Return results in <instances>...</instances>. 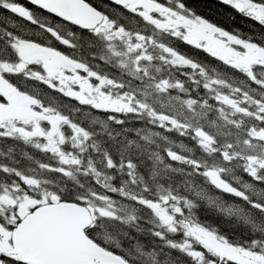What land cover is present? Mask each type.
I'll list each match as a JSON object with an SVG mask.
<instances>
[{"label": "snow or ice", "instance_id": "1", "mask_svg": "<svg viewBox=\"0 0 264 264\" xmlns=\"http://www.w3.org/2000/svg\"><path fill=\"white\" fill-rule=\"evenodd\" d=\"M220 5L246 34L185 0H0V264H264V0Z\"/></svg>", "mask_w": 264, "mask_h": 264}, {"label": "trees", "instance_id": "2", "mask_svg": "<svg viewBox=\"0 0 264 264\" xmlns=\"http://www.w3.org/2000/svg\"><path fill=\"white\" fill-rule=\"evenodd\" d=\"M185 2L196 8L201 14L214 18L218 23L227 28L235 29L238 27L244 33H246L247 29L251 28L246 18L235 12H224V15L221 16L220 14L226 6H221L217 0H185ZM77 115H79V113ZM121 118L126 121L125 126L129 128L140 127L142 124L146 123L132 115L122 116ZM204 215L208 220L216 219L212 209H204ZM217 223L225 229L229 228L231 225V221L220 220L217 221Z\"/></svg>", "mask_w": 264, "mask_h": 264}, {"label": "water", "instance_id": "3", "mask_svg": "<svg viewBox=\"0 0 264 264\" xmlns=\"http://www.w3.org/2000/svg\"><path fill=\"white\" fill-rule=\"evenodd\" d=\"M71 15L74 18H76V17H78L80 15V13H79V11L77 9L73 8L72 11H71Z\"/></svg>", "mask_w": 264, "mask_h": 264}, {"label": "flooded vegetation", "instance_id": "4", "mask_svg": "<svg viewBox=\"0 0 264 264\" xmlns=\"http://www.w3.org/2000/svg\"><path fill=\"white\" fill-rule=\"evenodd\" d=\"M217 1H219V0H217ZM238 15H240L239 13H237ZM246 34V33H245Z\"/></svg>", "mask_w": 264, "mask_h": 264}]
</instances>
